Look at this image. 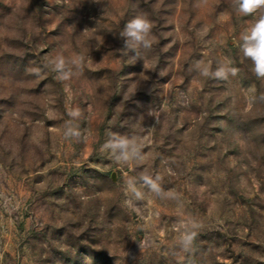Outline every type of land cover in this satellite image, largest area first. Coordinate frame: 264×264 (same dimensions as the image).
<instances>
[{
    "label": "rangeland",
    "instance_id": "rangeland-1",
    "mask_svg": "<svg viewBox=\"0 0 264 264\" xmlns=\"http://www.w3.org/2000/svg\"><path fill=\"white\" fill-rule=\"evenodd\" d=\"M261 15L0 0V264H264V79L240 50ZM136 16L153 23L140 57L119 36Z\"/></svg>",
    "mask_w": 264,
    "mask_h": 264
},
{
    "label": "clouds",
    "instance_id": "clouds-1",
    "mask_svg": "<svg viewBox=\"0 0 264 264\" xmlns=\"http://www.w3.org/2000/svg\"><path fill=\"white\" fill-rule=\"evenodd\" d=\"M99 3V0H95ZM238 11L244 15H251L260 9H264V0H237ZM152 29L153 23L146 16H136L130 20L124 27V30L119 34L120 38L124 40V49L129 52H134L137 57L141 56V49L150 50L153 46L154 40L152 39ZM240 50L243 55L250 58L253 62V73L259 79H264V15H261L256 23L245 33L241 35ZM53 64V70L57 72L58 79L61 81L68 80L70 76L64 73V69L68 61H66L63 55H58L51 60ZM71 63L74 64L81 71L84 67V58L82 56L73 57ZM199 67V63L197 65ZM29 74L40 76L41 72L39 68L27 69ZM231 76H236L238 74V69L235 67H230L225 70L224 68H218L214 77L222 80H227ZM200 75L203 77H210L213 74L210 68L204 67L200 71ZM76 113H70V115H78ZM151 115V113H149ZM159 118L156 117V122ZM73 133H66L67 135H72ZM113 149H120L125 160L129 158L128 149L131 147L128 138H119L115 142L107 145ZM146 183L152 184L151 180L146 179ZM153 187H155L153 185Z\"/></svg>",
    "mask_w": 264,
    "mask_h": 264
}]
</instances>
